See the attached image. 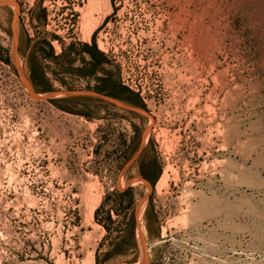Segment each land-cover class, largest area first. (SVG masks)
<instances>
[{"label": "rangeland", "instance_id": "374dc122", "mask_svg": "<svg viewBox=\"0 0 264 264\" xmlns=\"http://www.w3.org/2000/svg\"><path fill=\"white\" fill-rule=\"evenodd\" d=\"M244 193L264 0H0V264H261Z\"/></svg>", "mask_w": 264, "mask_h": 264}, {"label": "bare ground", "instance_id": "6f19581e", "mask_svg": "<svg viewBox=\"0 0 264 264\" xmlns=\"http://www.w3.org/2000/svg\"><path fill=\"white\" fill-rule=\"evenodd\" d=\"M206 167V165H204ZM212 167V166H211ZM207 168V167H206ZM248 191V189H247ZM243 199H248L250 201L236 202V199L230 201L229 198H225L223 202V207L220 211L221 215L226 218H234L236 215H243L244 219H248L255 223L264 222V205H261L254 201V195L244 193ZM215 202V198L202 197L201 203L203 205H212ZM256 264V263H248ZM264 264V263H261Z\"/></svg>", "mask_w": 264, "mask_h": 264}]
</instances>
